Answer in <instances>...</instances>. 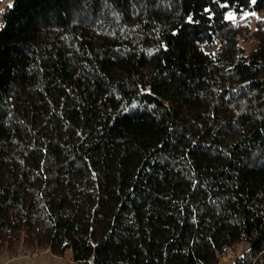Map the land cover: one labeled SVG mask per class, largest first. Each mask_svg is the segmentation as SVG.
Wrapping results in <instances>:
<instances>
[{"label": "trees", "instance_id": "trees-1", "mask_svg": "<svg viewBox=\"0 0 264 264\" xmlns=\"http://www.w3.org/2000/svg\"><path fill=\"white\" fill-rule=\"evenodd\" d=\"M18 245L264 264V0H14L0 253Z\"/></svg>", "mask_w": 264, "mask_h": 264}, {"label": "rangeland", "instance_id": "rangeland-1", "mask_svg": "<svg viewBox=\"0 0 264 264\" xmlns=\"http://www.w3.org/2000/svg\"><path fill=\"white\" fill-rule=\"evenodd\" d=\"M14 0H0V15L12 6ZM244 248V246H241ZM240 248V249H241ZM234 255L224 258L222 263L229 262ZM0 264H75L71 259L70 250L65 251L63 256L52 255L48 250L32 249L18 245L9 251L0 253Z\"/></svg>", "mask_w": 264, "mask_h": 264}]
</instances>
